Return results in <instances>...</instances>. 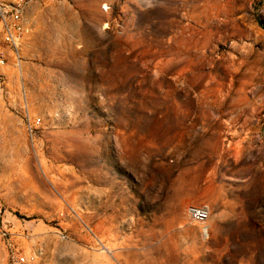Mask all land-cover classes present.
Listing matches in <instances>:
<instances>
[{
	"label": "rangeland",
	"instance_id": "374dc122",
	"mask_svg": "<svg viewBox=\"0 0 264 264\" xmlns=\"http://www.w3.org/2000/svg\"><path fill=\"white\" fill-rule=\"evenodd\" d=\"M25 18L0 65V264L9 241L39 264H264V0Z\"/></svg>",
	"mask_w": 264,
	"mask_h": 264
},
{
	"label": "built area",
	"instance_id": "2783aa9c",
	"mask_svg": "<svg viewBox=\"0 0 264 264\" xmlns=\"http://www.w3.org/2000/svg\"><path fill=\"white\" fill-rule=\"evenodd\" d=\"M29 1L0 0V25L3 41L7 45V49L0 50V65L6 64L10 55L17 61L21 58V48L28 29L25 13ZM187 211L193 221L201 224L206 223L211 216V207L206 203L191 204ZM204 232L208 234V230ZM5 234L7 233L4 232ZM9 245L11 246L9 264H39L38 249L26 253L16 248L10 241Z\"/></svg>",
	"mask_w": 264,
	"mask_h": 264
},
{
	"label": "bare ground",
	"instance_id": "6f19581e",
	"mask_svg": "<svg viewBox=\"0 0 264 264\" xmlns=\"http://www.w3.org/2000/svg\"><path fill=\"white\" fill-rule=\"evenodd\" d=\"M206 230H208V233H209V225H208V226L205 225V229H204V231H206Z\"/></svg>",
	"mask_w": 264,
	"mask_h": 264
}]
</instances>
